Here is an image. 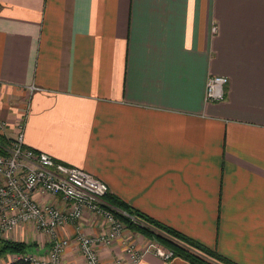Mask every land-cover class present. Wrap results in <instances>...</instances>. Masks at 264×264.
I'll use <instances>...</instances> for the list:
<instances>
[{
    "label": "crops",
    "instance_id": "obj_1",
    "mask_svg": "<svg viewBox=\"0 0 264 264\" xmlns=\"http://www.w3.org/2000/svg\"><path fill=\"white\" fill-rule=\"evenodd\" d=\"M210 75L228 77L220 101L205 99ZM0 122L130 207L264 264V0H0ZM103 228L87 211L68 224L60 263L85 264L76 234ZM3 238L53 245L30 224ZM147 240L126 228L99 258L129 264L126 246Z\"/></svg>",
    "mask_w": 264,
    "mask_h": 264
},
{
    "label": "built area",
    "instance_id": "obj_2",
    "mask_svg": "<svg viewBox=\"0 0 264 264\" xmlns=\"http://www.w3.org/2000/svg\"><path fill=\"white\" fill-rule=\"evenodd\" d=\"M228 77L210 75L205 83V99L220 101L226 94ZM5 124L0 122V130ZM6 155H0V236H7L19 227L30 224L35 230L46 233L53 241L46 256L32 253L14 255L30 264H61L60 257L68 237L61 235L65 227L82 219L87 211L101 218L105 228L94 234L79 231L76 241L85 264H103L98 255L100 247L112 245L126 229L113 213L104 208L103 196L108 192L105 182L89 171L65 164L45 152L23 144L22 125L16 126ZM36 195L51 196L56 202L40 201ZM135 220V219H134ZM125 257L129 264H137L146 253L160 258L173 257L158 242L149 240L146 245H128ZM115 264H124L121 259Z\"/></svg>",
    "mask_w": 264,
    "mask_h": 264
},
{
    "label": "trees",
    "instance_id": "obj_3",
    "mask_svg": "<svg viewBox=\"0 0 264 264\" xmlns=\"http://www.w3.org/2000/svg\"><path fill=\"white\" fill-rule=\"evenodd\" d=\"M11 140V137H7L0 131V155L8 153ZM102 199L104 201L102 206L110 210L126 228L139 232L149 240L157 241L171 250L173 257L178 256L191 264H238L216 250L154 219L148 214L130 207L124 201L108 192ZM0 241V256L7 253L19 255L28 252L27 248L29 245L24 241L11 240L2 236H0ZM7 264L30 263L22 258H16Z\"/></svg>",
    "mask_w": 264,
    "mask_h": 264
},
{
    "label": "rangeland",
    "instance_id": "obj_4",
    "mask_svg": "<svg viewBox=\"0 0 264 264\" xmlns=\"http://www.w3.org/2000/svg\"><path fill=\"white\" fill-rule=\"evenodd\" d=\"M17 130V129H16ZM0 131H2V132H4L5 130H0ZM139 233V232H138ZM142 235V234H141ZM143 236V235H142ZM146 238V237H145ZM148 241V240H147ZM152 241H154V242H157V241H155V240H152ZM0 246H1V241H0ZM163 246V245H162ZM164 247V246H163ZM164 248H166V247H164ZM29 249H30V247L28 246V248H27V251H29ZM167 250H169L168 248H166ZM5 255V254H4ZM4 255H1L0 256V258H5V256ZM163 259V258H162ZM164 260H166V259H164ZM0 264H3L2 262H0Z\"/></svg>",
    "mask_w": 264,
    "mask_h": 264
}]
</instances>
